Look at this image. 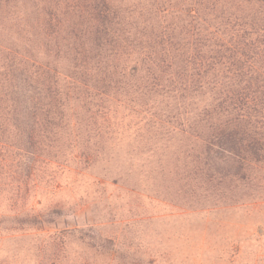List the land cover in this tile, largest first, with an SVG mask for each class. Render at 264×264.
<instances>
[{"label":"rangeland","instance_id":"rangeland-1","mask_svg":"<svg viewBox=\"0 0 264 264\" xmlns=\"http://www.w3.org/2000/svg\"><path fill=\"white\" fill-rule=\"evenodd\" d=\"M106 1L116 29L133 34L179 33L188 16L198 30H232L221 17L264 14V0ZM98 5L0 0V61L11 50L67 67L53 32L97 30ZM98 79L91 93L82 89L91 105L69 110L70 126L54 145L62 155L38 161L27 189L16 191L11 178L26 180L29 159L15 166L9 153L0 163V264H264V152L257 162L244 148L235 156L229 145L202 140L197 123L210 94L179 104L174 94L157 97L147 80L137 91L136 75L106 95Z\"/></svg>","mask_w":264,"mask_h":264},{"label":"trees","instance_id":"trees-1","mask_svg":"<svg viewBox=\"0 0 264 264\" xmlns=\"http://www.w3.org/2000/svg\"><path fill=\"white\" fill-rule=\"evenodd\" d=\"M102 1L104 6L98 5L94 8L97 13L91 14L97 30L53 32L58 44L64 43L57 45V55L64 52L67 67L11 50L0 61V163L6 167L9 153H13L15 166L29 159L26 180L20 182L19 175L11 178V184L18 185L15 190L20 192V185L27 189L40 170L36 169L38 161L62 155L54 149L62 139L59 133L70 126L72 105H91L89 92L96 88L95 78L108 85L106 95L110 89L124 90L125 77L136 75L142 83L137 91H143L147 80L156 87L157 97L174 94L179 104L188 98L204 100L210 94L197 123L203 130L202 140L210 146L213 141L229 145L235 156L244 148L258 162L264 152V14L248 19L221 17L220 23L226 28L232 23V30H198V22L188 16L179 33L133 34L116 29V13L110 3ZM259 9L264 11L263 1ZM144 37L147 46L139 60L143 55L139 40ZM129 63L134 66L128 67ZM85 88L89 92L81 96ZM97 103L95 114H100L104 107ZM174 115L175 123L182 126L181 112ZM174 117H170L171 124ZM78 119L76 116V122Z\"/></svg>","mask_w":264,"mask_h":264}]
</instances>
